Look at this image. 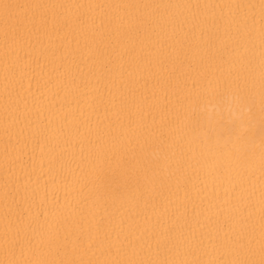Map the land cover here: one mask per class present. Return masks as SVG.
I'll use <instances>...</instances> for the list:
<instances>
[{"label": "bare ground", "instance_id": "6f19581e", "mask_svg": "<svg viewBox=\"0 0 264 264\" xmlns=\"http://www.w3.org/2000/svg\"><path fill=\"white\" fill-rule=\"evenodd\" d=\"M0 264H264V0H0Z\"/></svg>", "mask_w": 264, "mask_h": 264}]
</instances>
